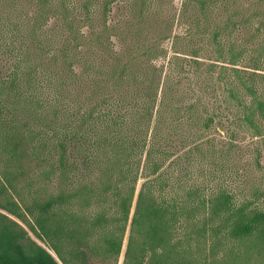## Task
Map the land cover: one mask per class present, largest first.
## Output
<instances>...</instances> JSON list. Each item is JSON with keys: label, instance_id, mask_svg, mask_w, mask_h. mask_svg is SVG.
I'll use <instances>...</instances> for the list:
<instances>
[{"label": "trees", "instance_id": "16d2710c", "mask_svg": "<svg viewBox=\"0 0 264 264\" xmlns=\"http://www.w3.org/2000/svg\"><path fill=\"white\" fill-rule=\"evenodd\" d=\"M116 1L99 10L96 0H0V264H89L93 251L119 259L124 247L125 264H196L201 249L213 258L227 252L219 264H264V187L250 183L240 196L226 182L198 178L202 148L191 146L183 125L190 118L209 133L225 115L231 141L243 130L264 147V42L225 44L253 17L207 30L216 61L227 66L225 106L203 114L200 99L175 102L178 59L165 48L123 56L111 49L101 65L85 56L94 45L109 54ZM195 3L207 20L209 0ZM150 6L132 2L138 21L116 35L138 38L134 28H143ZM98 10L102 31L94 28L93 46L83 48L80 24ZM263 35L259 25L254 38Z\"/></svg>", "mask_w": 264, "mask_h": 264}, {"label": "rangeland", "instance_id": "374dc122", "mask_svg": "<svg viewBox=\"0 0 264 264\" xmlns=\"http://www.w3.org/2000/svg\"><path fill=\"white\" fill-rule=\"evenodd\" d=\"M75 1L79 2L80 0ZM102 1L96 0V6H98L96 9L100 8ZM132 2L135 0H117L113 5V11L108 19L109 36L112 42L108 55L104 53L101 55L95 45L91 47L93 45L88 44L94 28L96 32L102 31L100 9L93 15V22L85 24L88 22L86 21L80 24L82 32L87 37L80 39L83 43L81 46L87 49L91 47L89 49L93 51L85 56L101 65V58L110 60L111 49L123 56L127 55L128 48L136 51L144 46L165 48L169 53L168 58L178 59L175 60L178 66L176 64L172 81L175 102H179L180 108L183 105L188 107L197 99H200L206 106L198 108L203 114L204 108L214 110L219 105H222L223 108L225 104L220 94L224 89V83L220 82V74L223 77L220 68L227 65L216 61L207 30H212L217 25L223 27L224 21L228 17L235 16L234 18L239 20L252 16L253 19L247 26L238 27L229 36V39H225V44L228 46V42H230L238 49L241 46L249 49L258 47L263 44L264 40L254 38V36L258 26H264V0H209L208 10L205 11V15H208L207 20L203 17V13L201 15L195 0H151V6L146 11L148 16H146L145 25L143 28H134L142 30L139 32V37L133 38L123 33L120 37V35H116L120 30L124 32L127 30L128 24L138 21L135 12L128 11ZM78 10L80 11L78 17L83 19V12L80 8ZM58 25L59 22L51 18L47 26L54 31L53 36L57 35L54 43L59 47L61 44L59 36L62 35V31L58 29ZM203 30H205L204 33ZM63 34H66L65 30ZM194 49L199 50L197 56L192 55ZM141 52H138L137 57ZM250 55H247V60ZM146 61L149 60L143 58L142 62ZM81 62L83 63V61ZM81 62L74 65V69L80 74L84 73ZM244 64L246 61L242 62L239 68L247 66ZM181 66H183V70H181ZM185 111L186 109L183 108L182 112ZM224 116L219 119L209 133H203L202 128L196 126L190 118L189 121H184L183 125L190 135L187 137L188 142L191 146L199 144L198 146L202 148V152L197 154L199 162L194 166V171L198 178L206 181L213 179L216 183L226 182L240 196L249 195L250 183L255 182L264 187V147L260 144V140L253 138L252 134L245 133L243 130L237 131L236 139L231 141L230 136L224 134L229 125V119ZM215 130H220V135L224 134V136L217 135ZM201 135L204 137L200 138ZM93 242L95 243H92V246H95L96 243L97 246L101 244V240L94 239ZM208 254L207 250L201 249L194 256V261L196 264H203L206 260H208V264H219V260H223L227 252L220 253L215 258ZM89 264H125V247L119 259L113 256L107 258L105 253L99 249L96 252L93 251L89 255Z\"/></svg>", "mask_w": 264, "mask_h": 264}]
</instances>
